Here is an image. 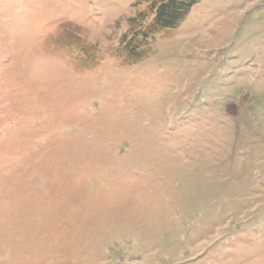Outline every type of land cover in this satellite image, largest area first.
Instances as JSON below:
<instances>
[{
	"label": "rangeland",
	"instance_id": "1",
	"mask_svg": "<svg viewBox=\"0 0 264 264\" xmlns=\"http://www.w3.org/2000/svg\"><path fill=\"white\" fill-rule=\"evenodd\" d=\"M150 1L0 0V264H264V0Z\"/></svg>",
	"mask_w": 264,
	"mask_h": 264
},
{
	"label": "trees",
	"instance_id": "2",
	"mask_svg": "<svg viewBox=\"0 0 264 264\" xmlns=\"http://www.w3.org/2000/svg\"><path fill=\"white\" fill-rule=\"evenodd\" d=\"M201 1L202 0H151L145 13L146 18L152 17L151 20L143 29L140 24L135 25L138 20L133 19V21H131V27L129 28V31L132 32V36L129 33L131 36L130 39L142 36L144 40H148L158 35L173 33L178 29L179 25L186 20L193 6ZM67 35L69 36L68 39L75 41L73 39H76V36L70 33V30ZM76 43L67 42L62 44V46L64 50H69L70 53L74 54L77 60L80 55L88 54V51L87 45H85L84 42L76 41Z\"/></svg>",
	"mask_w": 264,
	"mask_h": 264
}]
</instances>
